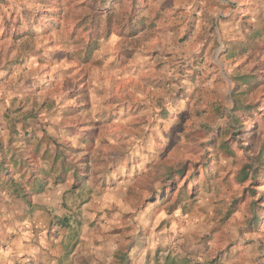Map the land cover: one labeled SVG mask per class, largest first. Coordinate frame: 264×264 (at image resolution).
<instances>
[{"label":"rangeland","instance_id":"rangeland-1","mask_svg":"<svg viewBox=\"0 0 264 264\" xmlns=\"http://www.w3.org/2000/svg\"><path fill=\"white\" fill-rule=\"evenodd\" d=\"M131 1L0 0V112L20 137L0 160L24 202L49 201L0 208V264H264V179L241 180L264 152V0L226 16L212 0ZM133 20L145 28L129 35ZM56 150L82 182L38 175Z\"/></svg>","mask_w":264,"mask_h":264},{"label":"trees","instance_id":"trees-1","mask_svg":"<svg viewBox=\"0 0 264 264\" xmlns=\"http://www.w3.org/2000/svg\"><path fill=\"white\" fill-rule=\"evenodd\" d=\"M109 1L110 0H101V7L104 8L107 7ZM139 5H140L139 0L131 1V8L134 11V14L138 13V11L136 12V8H138ZM110 24H111V15L107 14L106 24L102 26L103 27L102 30L109 33L111 31ZM100 28H101L100 24L97 23L96 26L92 28L95 31L94 32H92V30L90 31V39L86 44V48L84 52L85 55H89L95 49H97L98 38H99V36H97V32L100 30ZM144 28L145 26L141 22L136 20L130 21L129 24L125 26L126 32L129 33V35H135L138 31ZM239 79L242 84L249 86L254 83L253 81L256 79V77L252 75H243ZM259 107H260L259 104L256 103L244 104L243 102H241L239 98L237 97L234 98V111H240L243 113L244 116L254 118L255 114H253L252 111H255L254 113L258 114L260 112ZM259 121L264 122V114L262 115ZM14 155H15L14 153L10 155L11 158L9 160V163H11V165L15 167L14 172H20L24 169V164L21 162L20 160L21 158H19L18 162L17 160H14L13 159ZM263 157H264V152L262 151L260 152V154L254 157V162L256 163V166L254 168L252 167L251 164H246L242 168L241 180H245L249 177L248 170H252V174H253L251 178L252 181H256L257 179L258 181H261L262 179H264ZM44 159L47 158L44 157ZM58 161H60L59 167L57 168V172H55L54 169ZM5 163H6L5 160H0V187L2 185H7V187L11 189L14 194H21L22 198L27 200L29 193L24 192L22 186L19 183L15 182L12 178H10V172L4 168ZM204 168H205L204 174L208 175V167L205 166ZM68 172H72L73 180L75 182H82L85 179V176L83 175L81 168L76 164L66 161V159H64V157L57 152V150L53 154V158L51 159L49 168L45 169L40 167L38 169V175H41L42 179L53 177L54 182L63 181L66 175L68 174ZM40 180H41L40 176H35L34 173H31L30 178H27L26 183L31 182L34 185L37 183V181ZM253 223L256 224V222L254 221Z\"/></svg>","mask_w":264,"mask_h":264},{"label":"crops","instance_id":"crops-1","mask_svg":"<svg viewBox=\"0 0 264 264\" xmlns=\"http://www.w3.org/2000/svg\"><path fill=\"white\" fill-rule=\"evenodd\" d=\"M213 5H223L221 8L217 9L216 14L221 16L230 15L232 11L235 10V4L238 3L240 6L248 5L249 3L257 2L258 0H212ZM192 2H197L204 5L205 0H192ZM235 3V4H234ZM240 3V4H239ZM7 117L3 112H0V146L4 144L3 147H6L7 142L9 140L8 147L11 148L13 145L17 146L20 141V137H13L11 130L13 129L11 126H8ZM20 136V134H19ZM1 153V151H0ZM11 155V154H9ZM11 164V163H10ZM44 193V192H43ZM41 194L39 192H34L31 195V202H24V198H22L21 194H14L11 189L6 187V185H2L0 187V208L4 210V212L8 209V214L14 216L15 213H21L23 209L29 207H41L44 209V205H47L49 201H44ZM29 199V198H28ZM27 199V200H28ZM58 205V204H56Z\"/></svg>","mask_w":264,"mask_h":264}]
</instances>
